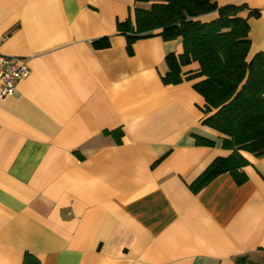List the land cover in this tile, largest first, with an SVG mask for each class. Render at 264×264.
Here are the masks:
<instances>
[{
  "label": "crops",
  "instance_id": "0c3cea01",
  "mask_svg": "<svg viewBox=\"0 0 264 264\" xmlns=\"http://www.w3.org/2000/svg\"><path fill=\"white\" fill-rule=\"evenodd\" d=\"M215 1L259 11L247 60L264 52V0ZM151 3L0 0V52L30 67L0 96V264H264V155L190 188L230 150L195 79L163 82L180 37L128 52L117 22Z\"/></svg>",
  "mask_w": 264,
  "mask_h": 264
},
{
  "label": "trees",
  "instance_id": "16d2710c",
  "mask_svg": "<svg viewBox=\"0 0 264 264\" xmlns=\"http://www.w3.org/2000/svg\"><path fill=\"white\" fill-rule=\"evenodd\" d=\"M152 1L149 8L135 7L132 16L117 22L116 29L126 37L128 52L140 38L159 35L163 39L180 37L182 52L166 56V84L194 80L193 88L202 96V123L223 135L227 156L216 157L190 184L199 191L219 174L237 170L249 161L243 152L264 155V52L247 60L250 48L248 19L259 11L245 4L218 6L215 0ZM216 11L208 22L197 19ZM110 45L107 36L93 41L95 48ZM193 64L197 68L192 69ZM197 144L212 146L208 138L194 135ZM119 140V139H118ZM23 264H39L26 253ZM234 264H253L238 256Z\"/></svg>",
  "mask_w": 264,
  "mask_h": 264
},
{
  "label": "built area",
  "instance_id": "2783aa9c",
  "mask_svg": "<svg viewBox=\"0 0 264 264\" xmlns=\"http://www.w3.org/2000/svg\"><path fill=\"white\" fill-rule=\"evenodd\" d=\"M29 74L30 67L27 60H12L0 52V96L12 93L16 82Z\"/></svg>",
  "mask_w": 264,
  "mask_h": 264
}]
</instances>
